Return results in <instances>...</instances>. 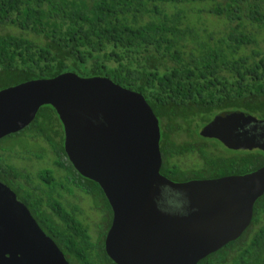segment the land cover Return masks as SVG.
Returning <instances> with one entry per match:
<instances>
[{
  "label": "trees",
  "instance_id": "1",
  "mask_svg": "<svg viewBox=\"0 0 264 264\" xmlns=\"http://www.w3.org/2000/svg\"><path fill=\"white\" fill-rule=\"evenodd\" d=\"M203 13L220 18L223 28L201 30ZM0 25L15 29L0 33V90L66 72L105 76L141 93L158 117L161 173L169 179L243 175L264 165L260 149L234 151L200 135L222 113L240 110L264 119V0H0ZM182 133L188 139L179 141ZM18 134L43 139L66 171L58 182L52 169L41 170L42 186L16 190L40 227L70 264H116L105 250V232L101 242L93 241L79 207L68 208L53 195L76 187L105 197L68 158L55 108L40 107ZM15 137L0 139V178L9 185L8 175L31 180L6 157L14 144H4ZM211 141L225 152H215L219 147ZM188 153L201 162L184 170L173 159ZM257 204L254 226L264 213V195ZM222 249L199 264L228 261L230 255L233 264H264V224Z\"/></svg>",
  "mask_w": 264,
  "mask_h": 264
},
{
  "label": "water",
  "instance_id": "2",
  "mask_svg": "<svg viewBox=\"0 0 264 264\" xmlns=\"http://www.w3.org/2000/svg\"><path fill=\"white\" fill-rule=\"evenodd\" d=\"M43 105L57 111L75 169L100 185L112 207L105 250L116 264H198L249 226L264 195V165L173 181L161 173L160 122L145 97L108 77L74 72L1 89L0 139L29 126ZM200 135L264 152V119L244 111L217 115ZM0 264H70L1 178Z\"/></svg>",
  "mask_w": 264,
  "mask_h": 264
},
{
  "label": "rangeland",
  "instance_id": "3",
  "mask_svg": "<svg viewBox=\"0 0 264 264\" xmlns=\"http://www.w3.org/2000/svg\"><path fill=\"white\" fill-rule=\"evenodd\" d=\"M197 27L201 30L207 28L211 31H218L223 28V22L218 17L203 13L201 14ZM9 30L13 32L15 29L0 25V33ZM262 47H264V43H262ZM177 139L179 141H184L188 139V137L185 133H182ZM213 143L219 147V149H214L215 152H222V150L225 152L223 146L218 145L215 142ZM11 144H14V147L17 148H15L14 152L9 153L8 161L27 171L35 185H43L38 173L44 169H52L57 181L64 182L66 171L55 165L56 155L43 139L32 138L29 140L25 137L22 140L15 139L11 142L8 141L4 146H10ZM36 155H39V157H36ZM25 156H27V158H25ZM173 161L179 164L184 170L192 169L201 162L197 153L176 156ZM61 192L64 196L63 201L68 208H70L69 205L80 207L79 219L88 227L92 240L101 242L102 233L104 232L106 225V218L94 205V199L89 196V194H85L78 189L73 193L65 190H62Z\"/></svg>",
  "mask_w": 264,
  "mask_h": 264
},
{
  "label": "flooded vegetation",
  "instance_id": "4",
  "mask_svg": "<svg viewBox=\"0 0 264 264\" xmlns=\"http://www.w3.org/2000/svg\"><path fill=\"white\" fill-rule=\"evenodd\" d=\"M257 132H259V130L257 131ZM19 132H17V133H14V136H16L15 137V139H18V140H22L23 138H27V139H32V136H30V135H26V136H24V135H19L18 134ZM210 139H212V140H214V138H210ZM215 140H217V139H215ZM223 145V144H222ZM224 146V145H223ZM226 147V146H225ZM15 148H17V147H14L13 148V150H11L10 152H14L15 151ZM227 149H229L228 147H226ZM248 149H239V150H236V151H247ZM250 150V149H249ZM252 150H258V149H252ZM235 151V150H234ZM9 151H8V154L6 155V157H7V159L9 160V153H10ZM25 158H27V156H25ZM55 165L57 166V167H59L60 168V166H58L57 164H56V162H55ZM167 177V176H166ZM7 179L10 181V185L9 184H7L17 195H18V193H17V191L16 190H18L19 192H22V193H24V188H30V189H35L36 187L38 188V186L37 185H35L34 183H33V181H32V178H31V180H26V179H22V178H18V177H15V176H12V175H8L7 176ZM190 180H192V179H190ZM22 181V182H21ZM23 183V184H22ZM24 186V187H23ZM40 188V187H39ZM79 190V188H76V187H73V189H72V192H70V190L69 189H67L70 193H73L74 191H76V190ZM102 189V188H101ZM37 190V189H36ZM39 190V189H38ZM62 189H57V190H55L54 191V193H53V195L56 197V198H61L62 200H63V198H64V196H63V194H62ZM103 191V190H102ZM105 195V194H104ZM19 196V195H18ZM89 196H91L93 199H94V205L98 208V210L105 216V218H106V225H105V228H104V232H105V238H106V235H107V233H108V231H109V229H110V227H111V225H112V220H113V210H112V207H111V205H110V203H109V201H108V199L106 198V196L105 197H98V199H97V197L95 196V195H89ZM20 197V196H19ZM262 197V196H261ZM257 201L258 200H256V202H255V204H254V208H253V216H252V220H251V222H250V224H249V226L243 231V233L241 234V236H239L236 240H234L235 242H237V241H239L240 239H241V237H243V236H250V235H254L255 233H256V230L258 231V229H259V227L261 226V225H263L264 224V213L263 214H261V216L259 217V219H257V221H258V224L257 225H253V223H252V221H253V218H254V215H255V208H256V206L258 205L257 204ZM109 203V204H108ZM108 205H110V206H108ZM79 207V206H78ZM79 214H80V207H79ZM257 217V216H256ZM255 228H256V230H255ZM103 232V233H104ZM102 233V234H103ZM234 241H232V242H234ZM229 243H231V242H229ZM228 243V244H229ZM227 244V245H228ZM227 245H225V246H227ZM225 246H223L222 248H224ZM219 249L220 250V252H222L223 251V249ZM219 250H217V251H219ZM217 251H215V252H217ZM215 252H213V253H215ZM212 254V253H211ZM211 254H209V255H211ZM208 255V256H209ZM207 256V257H208ZM221 256V255H220ZM207 257H205V258H207ZM231 255L230 256H228L227 257V260L228 261H224V259H222L221 261H220V263H215V264H233L232 263V261H230L231 260ZM204 258V259H205ZM200 262V261H199ZM199 262H198V264H199ZM234 264H236V263H234Z\"/></svg>",
  "mask_w": 264,
  "mask_h": 264
},
{
  "label": "clouds",
  "instance_id": "5",
  "mask_svg": "<svg viewBox=\"0 0 264 264\" xmlns=\"http://www.w3.org/2000/svg\"><path fill=\"white\" fill-rule=\"evenodd\" d=\"M179 195V194H178ZM177 208H179L181 205H180V203H177L176 205H175Z\"/></svg>",
  "mask_w": 264,
  "mask_h": 264
}]
</instances>
